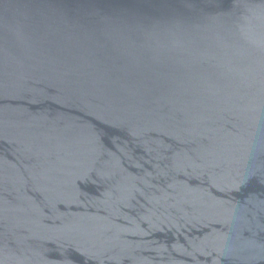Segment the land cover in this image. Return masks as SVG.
Wrapping results in <instances>:
<instances>
[{"label":"water","instance_id":"obj_1","mask_svg":"<svg viewBox=\"0 0 264 264\" xmlns=\"http://www.w3.org/2000/svg\"><path fill=\"white\" fill-rule=\"evenodd\" d=\"M0 264H264V0H0Z\"/></svg>","mask_w":264,"mask_h":264}]
</instances>
